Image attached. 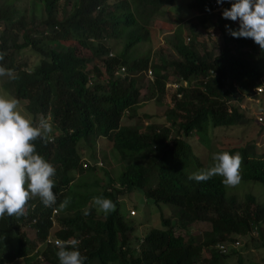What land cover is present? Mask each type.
<instances>
[{
  "label": "trees",
  "instance_id": "trees-1",
  "mask_svg": "<svg viewBox=\"0 0 264 264\" xmlns=\"http://www.w3.org/2000/svg\"><path fill=\"white\" fill-rule=\"evenodd\" d=\"M21 1L0 0V66L14 70L16 78L4 84L29 119L49 117L52 124V139L33 144L56 170L57 199L46 207L32 198L24 215L0 217V264H59L52 240L70 238L80 241L84 264H223L232 256L243 264L236 250L252 230L261 234L264 205L250 194L240 200L226 194L218 175L196 182L185 172L201 166L195 156L188 163L193 152L186 137L201 133L206 140L199 141L208 146L212 128L246 123L240 104L264 79V49L250 38L232 37L225 27L238 28L222 16L231 7L228 0H180L195 15L178 22L185 35L173 31L169 51L159 47L156 54L140 44L148 41L156 12L177 7L176 0H24L22 10L16 5ZM203 38L212 39L213 47ZM148 66L151 80L143 74ZM179 78L187 85L168 87L164 121L142 128L127 122L152 91L157 98L165 81ZM191 78L196 80L188 84ZM100 138L118 152L122 170L104 184L86 178L74 185L85 171L104 167L92 149ZM223 151L240 154L241 180L264 184V151L254 152L252 144ZM133 192L159 210V225L141 234L136 228L145 221L135 219L132 204L125 209ZM97 196L110 199L116 210L105 214L94 202L85 207ZM67 197L71 202L61 209ZM55 208L59 212L51 218ZM200 224L208 229L200 231Z\"/></svg>",
  "mask_w": 264,
  "mask_h": 264
},
{
  "label": "clouds",
  "instance_id": "clouds-1",
  "mask_svg": "<svg viewBox=\"0 0 264 264\" xmlns=\"http://www.w3.org/2000/svg\"><path fill=\"white\" fill-rule=\"evenodd\" d=\"M216 2L222 4L224 0H216ZM228 2L231 7L224 8L222 16L238 22L236 29L225 26L229 34L234 38H250L261 49H264V0H228ZM184 39L187 42L188 38ZM3 57L4 54L0 53V60H3ZM147 69H150L149 76L146 74ZM143 74L146 78L152 79L149 66ZM0 76H7L9 79L16 78L14 70L2 66H0ZM173 80L165 81V88L170 87L166 85ZM195 80L196 78L189 79L188 84ZM260 82L264 84L263 77L258 79L252 89ZM263 93L264 90L259 94L254 92L255 95ZM252 100L256 99L252 98ZM17 105L16 99L0 95V217H3L5 213L9 217L24 215L25 206L32 198L39 197L46 207L55 205L57 199L53 191V177L56 170L51 163L37 153L33 144V141L37 139L44 142L52 139V124L43 116L39 118L38 123L26 118L17 110ZM256 121L258 122L257 119ZM212 160V166L191 173L188 179L205 182L219 175L223 177L222 182L225 186H235L239 183L241 178L239 153L216 152L213 153ZM70 202L71 198L67 197L59 206L61 209L66 208ZM93 202L105 214L116 210V205L103 196L94 197ZM88 214L89 211L85 210L84 215ZM54 215L55 213L52 214L51 211V218ZM79 243L80 241L75 238L55 241L59 264H84L87 257L79 251Z\"/></svg>",
  "mask_w": 264,
  "mask_h": 264
},
{
  "label": "rangeland",
  "instance_id": "rangeland-1",
  "mask_svg": "<svg viewBox=\"0 0 264 264\" xmlns=\"http://www.w3.org/2000/svg\"><path fill=\"white\" fill-rule=\"evenodd\" d=\"M61 0H59V3ZM17 7H20L21 10L23 7H26L24 0L21 2H17ZM175 6H172L165 11V14L157 11L154 17V20L151 22L150 26V34L148 41L140 44L141 50L149 49L151 53L156 54L159 47L164 48L165 51H169L166 40H170L172 37L173 31H179L181 36L185 35L183 25H178V22L184 24V20L187 18H192L195 14L187 10L185 1L182 3L180 0H176ZM182 6V10L180 9ZM38 7L40 5L38 4ZM183 11L185 13H183ZM17 12L16 14H19ZM18 16V15H16ZM177 17L174 20V18ZM170 20V22H166V19ZM173 18V19H172ZM181 18V19H179ZM64 43V42H62ZM70 43V42H65ZM203 43L206 47H213L212 39L203 38ZM161 45V46H160ZM143 52V51H142ZM78 53L81 55L88 56V51L78 47ZM155 56V55H154ZM148 76V74H147ZM7 76H0V95H5L7 98H13L12 94L7 90V87L4 84V81L7 79ZM166 86H169L167 84ZM170 89L168 87L165 88L164 93L159 96L154 95V91H152V98L147 100H142L136 107V116L132 120L127 121L128 123H135L141 128L144 125L149 124L150 122L160 123L163 120L162 113L166 105H169V94ZM159 96V97H158ZM252 97L256 100H252ZM250 97V99H246L245 102L241 103L245 109V114L248 117V121L244 124L231 125V126H219L212 128L208 132L207 143L208 146L201 144L200 139H205L206 136L201 133L195 134L193 133L191 136L186 137L187 141L191 145L192 155H190L188 163L191 162L193 158H197L198 161H201V166H187L185 168V172H188L190 175L193 172H197L199 170L205 169L207 167L212 166L213 160L212 155L216 152H221L223 150H229L232 148L242 147L246 144H252L254 146V152H262L264 151V93L260 95H254ZM17 110L20 111L26 118L29 119V114L23 109V106L20 102H18ZM261 112V113H258ZM142 113L150 114L148 119L142 117ZM257 115L262 116V121H256ZM49 117H47L48 119ZM127 119H123L125 121ZM164 123V122H163ZM251 146V145H250ZM92 149L95 151L96 162H100L104 167L101 169H96V173L85 171L82 175L77 176L73 184L79 185L85 182H92L93 180H97L96 185H100L101 183L108 181V178H114L116 175L120 173L122 170V162L119 161L118 152L115 148L112 147L110 142L105 141L103 138L97 139L95 144L92 146ZM89 151V149H87ZM85 155H88L87 153ZM195 156V157H193ZM89 159V157H86ZM92 161V159H89ZM190 168V169H189ZM107 171V172H106ZM219 176V175H218ZM221 177V176H220ZM223 178V177H222ZM82 186V185H81ZM226 194H234L237 197V200L243 199L244 195L250 194L255 200L264 205V184L259 182H253L250 180H241L235 186H225ZM80 190V189H79ZM74 192V191H73ZM130 195V197H128ZM125 200V209L129 210L131 208H135L137 211L136 220H142L143 224H139L136 228L138 233H143L149 227L158 226L159 225V210L149 202H146L139 193L133 192L129 194ZM122 201H124L122 199ZM93 203V199L86 203L85 207L89 204ZM128 204H132L133 207ZM164 210L169 211L168 206H162ZM59 211L56 209L57 214ZM136 215V212H135ZM147 219V220H145ZM136 227V226H135ZM208 226L205 224H200L199 230L204 231L207 230ZM261 234L252 231V238L249 240L241 239L240 245L237 250L241 256L242 263L246 264L248 261L251 263H263L264 264V247L261 245V242L264 239V219L262 227L260 228ZM261 236V237H260ZM15 264H21V262H16ZM223 264H237L236 257H229L224 260Z\"/></svg>",
  "mask_w": 264,
  "mask_h": 264
},
{
  "label": "built area",
  "instance_id": "built-area-1",
  "mask_svg": "<svg viewBox=\"0 0 264 264\" xmlns=\"http://www.w3.org/2000/svg\"><path fill=\"white\" fill-rule=\"evenodd\" d=\"M146 74H148V76H149V74H150V69H147ZM180 85H181V86H186V85H187V81L184 80V79L179 78L178 80H173V81L169 82V86H170L172 89H174V90L177 89ZM253 90H254V92H255L256 94H259V93L263 92V90H264V84H263V82H260L257 86L254 87ZM240 107L243 108V105L240 104ZM256 119H257L258 121H261V116H257ZM99 163H100V162H98V164H99ZM83 165H84V164H83ZM54 213H56V209H52V214H54ZM130 213H133V212L130 211ZM56 240H59V239H53V240H52V243H53L54 245H56V244H55V241H56ZM47 241H50V239H47ZM234 245H237V242H234ZM217 247H218V249H219L220 252H225V246H224L223 244H217Z\"/></svg>",
  "mask_w": 264,
  "mask_h": 264
}]
</instances>
